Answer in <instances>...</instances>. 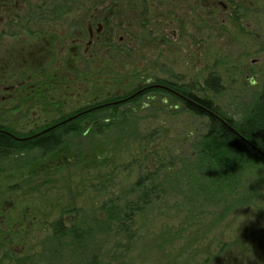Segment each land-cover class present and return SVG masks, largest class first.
Masks as SVG:
<instances>
[{"label":"rangeland","instance_id":"obj_1","mask_svg":"<svg viewBox=\"0 0 264 264\" xmlns=\"http://www.w3.org/2000/svg\"><path fill=\"white\" fill-rule=\"evenodd\" d=\"M224 1L0 0V125L33 136L150 81L236 118L264 85V0ZM80 123L0 156V264H264V171L222 194L191 176L205 116L153 88ZM105 204L120 223H95ZM59 221L95 231L78 248Z\"/></svg>","mask_w":264,"mask_h":264},{"label":"trees","instance_id":"obj_2","mask_svg":"<svg viewBox=\"0 0 264 264\" xmlns=\"http://www.w3.org/2000/svg\"><path fill=\"white\" fill-rule=\"evenodd\" d=\"M157 83L168 87V89H163L180 100L186 109L208 119L207 132L195 144L193 159L188 166L195 171V174L190 172L192 177L200 173V176L196 177L197 180L210 183L214 188H208L209 190L213 189L222 194L225 190H234L235 184L240 181L241 175L247 169L253 168L264 171V85L254 99L242 108L237 117L234 118L208 98L197 97L190 91L176 85L164 82ZM143 95L144 93L136 94L134 98L128 101L134 102ZM118 98L117 96H110L101 102L92 103L83 111L74 114L71 121L45 132L39 131L27 140H18L10 135L0 134V155L9 152L10 156L12 152H18L21 147L26 145L40 148L43 150V154H48L62 145L63 129L66 126L74 124L78 130L82 126L80 122L87 116L90 118L109 109L117 111L118 107H122L127 102L109 104ZM95 120L97 122V119ZM94 125L97 128L103 126L102 123H95ZM105 205H103V209L108 212V222L107 219H97L95 223L105 225L111 224V221L120 223L124 215L122 207L119 205L107 207V204ZM58 225L62 230L67 231L64 236L78 243V248H84V241L89 239L84 234L95 231L92 226L91 228H83L76 222L67 224V228L63 226L61 221L58 222ZM55 230L58 231L56 225ZM87 264H91V262ZM96 264H100V262H96Z\"/></svg>","mask_w":264,"mask_h":264},{"label":"flooded vegetation","instance_id":"obj_3","mask_svg":"<svg viewBox=\"0 0 264 264\" xmlns=\"http://www.w3.org/2000/svg\"><path fill=\"white\" fill-rule=\"evenodd\" d=\"M219 3L222 4V6H223V8L225 10L228 9V4L226 3V1L219 0ZM232 12L235 13V10H233ZM89 29H90V37L92 38L93 35H94V31L92 30V27H89ZM100 30H101V27H100V29L98 28L97 33H99ZM162 85L165 86L164 84H159V83H157L155 81L154 82L150 81V82L146 83L144 86H141V88H139L135 93L128 94L127 96H125V95L117 96L119 98L113 100L112 101L113 103L109 102V104H116V103L119 104V103H124L126 101L128 102V100H131L132 98H134L136 94L139 95L141 93H144L148 89H153V88H161V89H163V88H165V87H162ZM11 95H13V94H11ZM9 98H10V96H9ZM3 99H5V97ZM66 120H63V121H66ZM63 121H61V122H63ZM61 122H60L59 125L64 124V123H61ZM50 129H52V128H50ZM50 129H48V130H50ZM0 134H5V135H8V136L10 135V136H12V137H14L15 139H18V140H21L22 138H29L30 139V137H31V135L30 136H25V137L16 136L14 133L9 131L5 127H2L1 125H0ZM25 140H27V139H25ZM0 156H2V155H0ZM4 156H9V152L7 154H5Z\"/></svg>","mask_w":264,"mask_h":264},{"label":"water","instance_id":"obj_4","mask_svg":"<svg viewBox=\"0 0 264 264\" xmlns=\"http://www.w3.org/2000/svg\"><path fill=\"white\" fill-rule=\"evenodd\" d=\"M162 87L168 88V87H166V86H162ZM73 117H74V116H73ZM73 117H70L68 120L73 119ZM68 120H66V121H68ZM66 121H63V122H61V123H65ZM30 138H31V137H30ZM25 139H29V138H22L21 140H25Z\"/></svg>","mask_w":264,"mask_h":264}]
</instances>
